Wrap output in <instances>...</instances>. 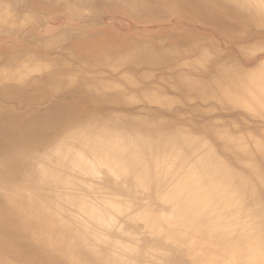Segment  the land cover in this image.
Returning a JSON list of instances; mask_svg holds the SVG:
<instances>
[{"label": "bare ground", "instance_id": "bare-ground-1", "mask_svg": "<svg viewBox=\"0 0 264 264\" xmlns=\"http://www.w3.org/2000/svg\"><path fill=\"white\" fill-rule=\"evenodd\" d=\"M3 1L8 9L0 17V37L8 38L25 36L35 14L53 4V0H36L33 9L25 12L24 8L14 9V1ZM118 1L122 9L141 17L163 18L171 11L193 22L218 23L235 43L251 39V34L229 35L236 23L245 29L264 25V0ZM221 15L227 16L228 23L219 21ZM81 37L67 46L90 64L112 68L129 53L117 52L110 44L98 52L93 38ZM59 44L44 37L31 46L48 49ZM241 59L245 65L254 60ZM0 65L7 79L0 80V87L6 88L0 101V180H7L9 189L16 190L21 201L15 202L30 206L22 211V218L30 212L35 215L32 220L41 222L39 234L44 240L34 244L48 243L50 226L76 239L75 246L63 242V252L46 253L34 264H264V232L252 229L253 222H264V200L259 195L264 188L257 192L246 171L241 173L205 148V141L182 134L160 137L144 118L113 116L106 108L112 102L127 104L126 97L121 93L120 98L111 99L113 95L103 93L105 87L73 93L64 104L49 100V107L32 109L46 104L54 86L36 83L49 72L40 77H31L30 72L36 65L53 69L56 63L28 50L15 53L5 45L0 47ZM250 74L239 67L234 74L225 75L222 83L217 81L220 86L214 96L234 97ZM70 77H61L66 88L74 85ZM257 84L238 95L244 101L238 105L264 102V85ZM30 86L34 90L27 92ZM71 101L95 105V110L87 107L86 112L70 106ZM10 103L15 107L9 109ZM215 137L229 145L235 141L221 132ZM251 170L260 177L258 165L252 164ZM23 182H28L24 195L17 192ZM33 191L44 192L40 203H51L67 217L56 220L53 213L57 210L38 207ZM7 199L6 204L10 203ZM9 211L12 215L20 210L9 206ZM122 223L139 232L122 231ZM67 250H75L82 262L69 260Z\"/></svg>", "mask_w": 264, "mask_h": 264}, {"label": "rangeland", "instance_id": "rangeland-1", "mask_svg": "<svg viewBox=\"0 0 264 264\" xmlns=\"http://www.w3.org/2000/svg\"><path fill=\"white\" fill-rule=\"evenodd\" d=\"M12 1H14V6L12 5L14 9L24 8L25 12L32 10L31 4L36 2V0ZM44 1L47 2V0ZM57 1L69 3L59 5ZM90 1L93 3V0H53V3L57 4L56 7L47 5L42 11L50 14V11L66 10L76 17L78 6L89 5ZM154 1L164 3V0ZM95 2H98L96 6L91 4L80 10L85 16L83 21L90 22L95 31L99 30L97 36L90 37L95 41L97 51L99 52L109 44L112 46V41L115 47L118 46L117 52L129 51L112 68L107 67L106 64L93 65L85 60L82 61L71 53L69 51L71 47L67 46L68 42L73 44L80 41L82 37L72 33L65 34L57 29L47 28L43 33L32 36L34 32L32 27L25 36L12 37L15 43L6 45L15 53L28 50L39 57L52 59L56 63L52 72L36 80L38 85L46 82L53 84V91L49 92L48 97L60 96L55 84L60 82L62 86L61 77L66 74L72 75L69 79L74 85L69 87V90H75L76 95L83 89L93 90L95 86L100 90L105 87L103 93L113 95L111 99L120 98L119 94L123 93L127 104L111 101V107L106 108L110 114L144 118L143 120L150 122L152 129L157 130V136L160 137H166L167 134V137L182 134L205 141V148L215 151L217 156L223 158L225 162L232 163L241 173L246 171L249 181L254 188H257V192L262 191L261 189L264 188V102L246 101L245 106L237 103H244L238 96L246 92L244 90L248 92L258 85L257 82L264 85V25L254 26V28L251 25L252 27L245 29L243 25L239 27L236 23L233 26L234 31L229 35L234 37L242 36L243 33L251 34V39L247 42L235 43L223 34L228 31L222 25H217L218 23L207 25L205 21L204 24L193 22L186 15L171 11L165 13L163 18L157 16L152 19L147 15L141 17L135 13H128V10L122 9L123 6L118 4L120 2L118 0H95ZM106 6L110 8L112 6V9L116 7L117 11L108 10ZM7 9V2L0 0V17ZM221 16L219 21L228 23L227 16ZM56 18L59 23L66 24L64 16ZM44 37L52 43L60 42V44L52 45L48 49H37L31 46L32 42ZM128 40L132 42H127ZM2 46L5 45H0ZM61 50H67L69 56L66 52L61 53ZM202 52L204 54H201ZM241 58L254 60L252 64L245 65L240 61ZM239 67H243L244 71L251 74L243 86H238L234 97L222 99L214 96L215 88L220 86L225 75L234 74ZM0 68L3 66L0 65ZM41 72V70L32 71L30 75L40 76ZM75 75L79 78L73 77ZM2 78L6 79V77ZM5 90L6 88L0 87V101L3 99ZM33 90L32 86L27 88V92ZM54 101L61 102L60 99ZM49 105V103L38 104L32 109L40 106L43 109ZM70 106L82 107L86 112L87 107L95 108V105L81 104L77 101H71ZM87 124L88 122L85 123ZM220 132L234 138V143L229 145L224 139L216 138L215 135ZM252 164L260 167V177L252 175ZM9 179L12 181V178ZM27 183L18 184L17 192L24 195L23 189ZM8 184L7 180H0V264H34L37 258L46 253H53L56 250L63 252V242L75 246L76 239L72 235L64 236L59 231H55L53 226H50L46 245L34 244L44 240L39 234L42 232L41 222L32 220L35 215L30 212L29 217L22 218L25 217L22 211L30 206L26 207L21 202H15L21 199L16 190L9 189ZM33 193H37L38 207L58 211L53 213L55 219L61 220L67 217L64 210L58 209L51 203H40L45 197L44 192L33 191ZM259 195L260 200L263 201L264 194L259 192ZM6 198L10 203H5ZM135 204L137 207L139 202L136 201ZM9 206L20 211H15L16 213L11 215ZM261 210L264 214V208ZM55 219L51 221L55 223L57 220ZM67 224L70 225L69 222ZM46 225L43 223V226ZM121 229L136 235L139 232L137 227L123 223ZM252 229H260L259 232L262 234L264 222H253ZM27 235L34 239L27 238ZM65 256L69 260L82 262L75 250H67Z\"/></svg>", "mask_w": 264, "mask_h": 264}, {"label": "crops", "instance_id": "crops-1", "mask_svg": "<svg viewBox=\"0 0 264 264\" xmlns=\"http://www.w3.org/2000/svg\"><path fill=\"white\" fill-rule=\"evenodd\" d=\"M68 3L67 2L66 3H60V1H57V4H59V5H65V4H68ZM57 4H54L53 3L52 6L56 7ZM91 4H93V5L96 6L98 4V2H95V0H93V3H92V1H90V4L89 5L81 4L80 6H78L77 12H76V17H73L66 10H59V11H54V12H51L50 11V14L44 13L42 10H41L42 12H39L38 11L39 13H36V11H34L36 13L35 16L33 17L34 23L32 25V27H34L33 28L34 29V32L31 35L33 36V34H37V33L40 34L41 32L43 33L44 31H46L47 28H49V29H52V30L57 29V30L63 31L65 34H67V33L68 34H71L72 33L74 35L76 34L78 37H79V35L80 36L87 35L88 37L97 36L98 35L97 33H98L99 30L95 31V29H93L94 26L92 24H90V22L83 21V19L85 18V16L81 13V10H80L82 7H84V6H90ZM100 5H102V4H100ZM112 6H111V8L109 6H106V7H107L108 10H111L112 9ZM112 10L117 11V8L114 7ZM125 15H126V13H125ZM47 16H50V17H47ZM58 16H61V17L64 16L66 18V24L67 25L66 24H62V23H59L58 20H57V18H56ZM126 16H128V15H126ZM127 42H132V41L128 40ZM127 42H124V43H127ZM13 43H15V42L10 37L9 38L6 37V36L5 37H0V45L13 44ZM111 44H112V47L111 48L113 50L116 49L115 51H117L118 46L115 47L114 46L115 43H113V41H112ZM120 47H121V45H120ZM66 51L65 50H61V53H65ZM66 53L68 54V52H66ZM68 56H69V54H68ZM36 66H37V68L35 67L34 68L35 69L34 71H37V70L40 71L41 70L42 72L40 73V76L43 73H45V72H52L53 71L51 67H46L45 68L44 66H41V65H36ZM0 70L2 72V73H0V76H3L4 77L6 75L5 74L6 72H3V70H5V69L0 68ZM30 76L31 77H40V76H34V75H30ZM21 78L26 79L25 76L24 77L22 76ZM0 80L2 82H6L7 79H4V78L1 77ZM55 85H57L56 91L59 92L58 95H60V96H58V97H53L52 96L53 98L52 97H49L48 98V101L49 100L60 99L63 102V104L66 103L68 101V98L67 97L69 95L73 94L75 90L74 91H69L70 88H66V86L64 85V82L62 83V85H64V86H61L60 85V82L58 84H55ZM75 89H76V87H75ZM48 101L46 103H48ZM44 105H46V104H44ZM7 107L9 109L14 108L15 107V104L14 103L7 104Z\"/></svg>", "mask_w": 264, "mask_h": 264}]
</instances>
